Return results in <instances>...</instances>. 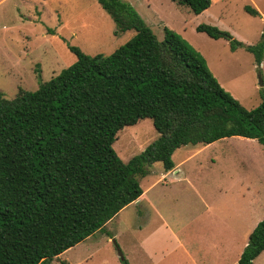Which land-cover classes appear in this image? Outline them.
<instances>
[{"label":"trees","instance_id":"16d2710c","mask_svg":"<svg viewBox=\"0 0 264 264\" xmlns=\"http://www.w3.org/2000/svg\"><path fill=\"white\" fill-rule=\"evenodd\" d=\"M97 1L115 33L135 31L127 42L108 55L69 45L76 60L35 90L20 88L13 98L0 92V264H70L53 260L138 200L146 166L160 162L172 170L182 146L233 136L264 144V90L260 103L246 108L182 35L165 27L159 39L129 2ZM172 1L195 14L211 5ZM196 29L261 63L264 31L258 43L246 44L214 25ZM143 118L152 120L158 138L124 162L113 148L117 133ZM263 250L264 218L238 263L253 264Z\"/></svg>","mask_w":264,"mask_h":264},{"label":"rangeland","instance_id":"374dc122","mask_svg":"<svg viewBox=\"0 0 264 264\" xmlns=\"http://www.w3.org/2000/svg\"><path fill=\"white\" fill-rule=\"evenodd\" d=\"M159 39L175 30L206 59L221 86L253 108L264 90V54L258 65L244 48L196 29L210 24L246 44L264 31V0H211L199 14L172 0H125ZM250 5L259 15L244 9ZM116 23L97 0H0V92L13 98L35 90L76 60L69 45L86 54L108 55L133 29ZM262 81V85L260 84ZM158 138L150 118L124 126L113 148L124 161ZM178 165L160 162L138 176L140 198L122 208L101 230L53 262L70 264H239L250 232L264 218V144L240 136L176 149ZM254 264H264V250Z\"/></svg>","mask_w":264,"mask_h":264},{"label":"crops","instance_id":"0c3cea01","mask_svg":"<svg viewBox=\"0 0 264 264\" xmlns=\"http://www.w3.org/2000/svg\"><path fill=\"white\" fill-rule=\"evenodd\" d=\"M220 85H221V84H220ZM207 145H208V144H207ZM174 164H175L174 167H178V165H177L175 162H174ZM139 198H140V197H139ZM139 198H138V199H139ZM253 264H254V261H253Z\"/></svg>","mask_w":264,"mask_h":264},{"label":"water","instance_id":"95a60500","mask_svg":"<svg viewBox=\"0 0 264 264\" xmlns=\"http://www.w3.org/2000/svg\"><path fill=\"white\" fill-rule=\"evenodd\" d=\"M260 84H261V85L263 84L262 81H260Z\"/></svg>","mask_w":264,"mask_h":264}]
</instances>
